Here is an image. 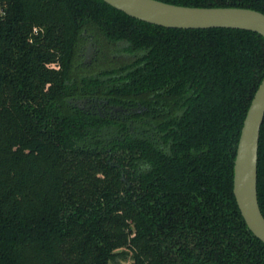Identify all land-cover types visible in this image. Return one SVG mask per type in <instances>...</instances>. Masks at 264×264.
<instances>
[{
    "label": "trees",
    "instance_id": "16d2710c",
    "mask_svg": "<svg viewBox=\"0 0 264 264\" xmlns=\"http://www.w3.org/2000/svg\"><path fill=\"white\" fill-rule=\"evenodd\" d=\"M162 1L264 13V0ZM84 31L103 56L122 44L134 58L81 73ZM263 74L251 30L164 27L103 0H0V264H264L232 192ZM82 94L141 111L86 113L68 102ZM256 189L264 216V116Z\"/></svg>",
    "mask_w": 264,
    "mask_h": 264
},
{
    "label": "water",
    "instance_id": "95a60500",
    "mask_svg": "<svg viewBox=\"0 0 264 264\" xmlns=\"http://www.w3.org/2000/svg\"><path fill=\"white\" fill-rule=\"evenodd\" d=\"M137 19L177 28L230 27L251 30L264 38V13L242 6H191L162 0H103ZM91 41L84 55L91 53ZM71 99H69L70 101ZM264 116V74L242 121L233 158L232 192L247 228L264 242V216L256 189L259 129Z\"/></svg>",
    "mask_w": 264,
    "mask_h": 264
},
{
    "label": "flooded vegetation",
    "instance_id": "af4514ba",
    "mask_svg": "<svg viewBox=\"0 0 264 264\" xmlns=\"http://www.w3.org/2000/svg\"><path fill=\"white\" fill-rule=\"evenodd\" d=\"M85 34V32H83ZM93 39L91 37H88V41H91V44L93 43ZM88 44V43H87ZM95 45V43H93ZM92 46V45H91ZM86 49V47H85ZM92 51V49H91ZM89 58H86L85 55L82 58V63L87 65L89 63ZM69 99H71L69 101ZM68 102L75 106L76 108L80 109L83 112L86 113H97L102 116H108V117H114L117 119H125L128 117V114L132 112H140V105H122V104H113L109 101L108 98L104 96H98V95H89V94H82L78 96H72L68 98ZM134 124L135 126H130V131L132 135L137 136L139 134H143L146 132L145 130H140L141 126H138L139 121L136 123V121L130 120V124ZM137 124V125H136ZM137 129H133V128ZM139 128V130H138Z\"/></svg>",
    "mask_w": 264,
    "mask_h": 264
},
{
    "label": "rangeland",
    "instance_id": "374dc122",
    "mask_svg": "<svg viewBox=\"0 0 264 264\" xmlns=\"http://www.w3.org/2000/svg\"><path fill=\"white\" fill-rule=\"evenodd\" d=\"M85 32V31H84ZM88 34V33H87ZM88 41V37L86 35L85 32V39L82 41L81 43V49L79 52V56H78V60L81 62L82 58L84 57V51H85V47L87 45ZM93 43H95V45L92 43V51L90 53V58H89V63L86 65L85 67H78L79 70H81V73L83 74H94L97 73L99 70L101 69H105L114 65H118V63H126L129 62L130 60H132L134 58V54L129 52L128 50L124 49L122 44H118L117 48L110 50L109 51V55L112 56V60L110 58V56H103V49H101V45L99 42H96L94 39L92 40ZM99 43V44H98ZM133 129H137V128H133ZM139 130V128H138ZM140 130H145L140 128ZM120 261H122L125 264H129L131 263V259L130 257H126L124 259H120Z\"/></svg>",
    "mask_w": 264,
    "mask_h": 264
}]
</instances>
